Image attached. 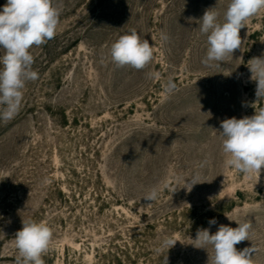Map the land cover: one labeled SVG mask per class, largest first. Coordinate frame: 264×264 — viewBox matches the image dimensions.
<instances>
[{
  "label": "rangeland",
  "instance_id": "rangeland-1",
  "mask_svg": "<svg viewBox=\"0 0 264 264\" xmlns=\"http://www.w3.org/2000/svg\"><path fill=\"white\" fill-rule=\"evenodd\" d=\"M52 2L56 35L30 49L38 78L19 113L0 120V264H16L27 219L52 229L45 264H164L166 255L168 264H212V247L193 245L197 229L243 222L250 241L235 247L253 245V264H264V168L225 167L217 132L264 107L247 66L264 54V9L241 29V50L206 66L199 20L215 7L222 22L230 0ZM131 30L153 48L142 70L111 61V45ZM170 78L178 90L167 95ZM197 172L203 183L189 191ZM153 186L160 194L149 204L142 196ZM166 236L177 243L157 255Z\"/></svg>",
  "mask_w": 264,
  "mask_h": 264
},
{
  "label": "clouds",
  "instance_id": "clouds-1",
  "mask_svg": "<svg viewBox=\"0 0 264 264\" xmlns=\"http://www.w3.org/2000/svg\"><path fill=\"white\" fill-rule=\"evenodd\" d=\"M264 9V0H230L223 20L214 8L205 10L200 18L199 30L207 36V52L202 63L211 65L233 57L241 50V29L246 27L249 18ZM60 10L53 6L52 0H7L0 10V120H12L20 111L23 89L29 81H35L38 73L33 70L34 56L30 49L52 40L56 35ZM167 40L166 35L161 36ZM111 61L118 67L130 66L142 70L153 59V48L147 39H141L136 30L124 34L111 45ZM251 80L256 82L257 102L264 100V54L253 57L248 62ZM148 78L159 79V72H149ZM178 90L170 78L164 85L167 95ZM219 136L222 152L226 159L225 167L245 175H260L264 168V107L255 111L251 117L226 118L220 122ZM203 167V163L201 164ZM203 183L199 172L185 181L186 188ZM160 188L153 186L142 198L150 202L158 200ZM215 225L216 219H210ZM251 223H238V227L220 225L214 234L208 228L197 229L194 246L205 249L211 246L214 251L212 264H253L256 248L245 247L238 251L235 247L242 241H250ZM53 232L50 226L32 219L22 220V229L15 233V247L18 255L16 264H45L43 256L49 251ZM177 243L171 236L159 241L154 252L163 255ZM164 264H168L167 255Z\"/></svg>",
  "mask_w": 264,
  "mask_h": 264
}]
</instances>
